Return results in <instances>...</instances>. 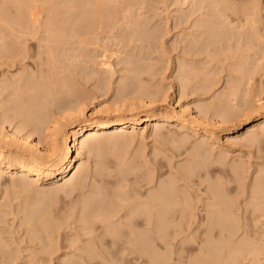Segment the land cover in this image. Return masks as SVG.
Here are the masks:
<instances>
[{
	"label": "bare ground",
	"instance_id": "1",
	"mask_svg": "<svg viewBox=\"0 0 264 264\" xmlns=\"http://www.w3.org/2000/svg\"><path fill=\"white\" fill-rule=\"evenodd\" d=\"M2 1H8V0H2ZM21 1H23V0H21ZM29 1H31V0H29ZM32 1L36 2V4H40V3H37V0H35V1L32 0ZM32 1H31V3H32ZM42 1H45V0H42ZM46 1H48V0H46ZM50 1L51 0H49V2ZM52 1L49 4H51ZM70 1H72V3H73V1H75V0H70ZM70 1L68 0L66 2L67 5H66V3L63 4L65 1H63V3L60 2L64 6L66 5L65 7L63 5L60 6L61 4L57 5V1H55L56 3L53 5L54 6L53 8L56 10L57 7L55 5H57L58 7L60 6V8L64 9V10H59L60 8H58V10L63 11V12H65V10L67 8V11L65 12V14L64 13L63 14L64 15L68 14L67 16H69V14L74 15L73 17L75 18V20H74L73 24L75 22L76 23L81 22L80 21L81 19L79 20L78 16H82L83 14H84V16L88 14L87 16L92 17L91 19L89 18L90 21L87 20L88 21L87 25L91 24V25H89V27H87L89 30L87 29L85 31L86 24H85V27L83 26L84 28L82 27V29H84V30L81 29V31L84 34L83 36L87 35L88 31H90V33L93 35L92 39L88 36L93 41H91V40L86 41L88 43L89 42L92 43V44L91 43L86 44V45H89L90 47H91V45L92 46L96 45V44H94V40H97L96 43H98V39L100 38V37L98 38V36L101 34V31H102V35H103V33L106 29L109 28L108 29V31H109L111 28H113L112 27L113 24L112 23L110 24V22H114V21H110V19L112 20V18H114V17H115L114 19H116V16L121 14L122 9L124 12V8H122L123 6H126L128 4L137 5V4H135L136 1H134V0H82L85 2V4H83L82 1H81V3L79 1L78 2L79 4H77L76 2L78 0H76L74 5ZM243 1H244V3H242ZM243 1L241 0V2H240L239 0H213V2L211 4V6H213L212 8L207 9L208 6L206 8L205 5H204V7L202 5L201 7L196 8V9L193 8L192 11H190L188 13L186 12V15L184 14L183 18L181 17V20L183 19L182 20L183 23H180L181 20L178 21L179 26H180V24L181 25H183V24L189 25L191 23L190 27L188 28L189 30L187 29L188 31H190V29H191V33L190 34L187 33V34H188V36L190 35L189 37H192L193 40L195 41L193 44L196 43V45H200V44L202 45L203 41H205V40L207 41V39L209 41L210 38H213V40L211 39L212 43L219 44L220 46H222L223 42H226V44H229V46L237 47L236 50H238V47H239V50L236 52V54L237 53L239 54L242 51L240 55L237 54L238 57L241 55L242 56L239 57L238 58L239 60L237 59V61H235V62H240V63H236V65L237 64L238 65L237 66L235 65L236 67L234 66L235 68H232V69H234V70L236 69L237 71L239 70L238 72H240V76H241V73H243V69H242L243 65L242 64H244V61L242 60V58L245 59V63H246V59L248 58V56H246V55H248L249 51H250L249 53L253 52V54H254V51L257 52L258 50H260L257 48L258 47L260 48L261 44H262V47L264 46V23H263L264 20L262 19L264 16L260 14L262 12H259V10L261 9L260 5L262 3H260V0L259 1L258 0H243ZM24 2L27 5L29 4V2L28 3L26 2V0H24ZM39 2H40V0H39ZM258 2H259V4H258ZM7 3H9V1ZM31 3L29 4L30 8L32 7ZM45 3H47V4H43V3H41V4H43V6L46 5L47 7L51 6V5L48 6V2H45ZM70 3L72 4L71 6L69 5ZM3 4L5 5L6 3L2 2V4H0V11H1V9H3V8H1V5H2V7L6 6V5L4 6ZM17 4H18V10L14 9L11 4L10 5L12 6L14 11H17V13L19 14V17H21V18L16 17L17 20L18 21L22 20V22H20V21L18 22L17 20L13 19V23L11 25V22H10L9 27L5 23L6 25L5 24L4 25L10 31H8L5 28V26L3 25L4 26L3 29L5 28L8 31V33H6L7 31L4 29L5 33L1 32V34H0L1 35V37H0L1 38V41H0V52H1L0 53L1 54L0 60H1V58L5 59L6 57H7L6 60H8L7 62L5 60H4V62L1 61L4 64L11 62L14 59L15 60L21 59V61L23 62V60H24V59H22L23 56L26 57L28 55L27 54L28 48L26 49L27 46L29 47L28 44H26L27 46L25 47V49H26L25 54H27V55L23 54L20 57L19 53H17V55H19V57H17V56H15L16 55L15 53L13 54V51L15 49V48L13 49V47H16V45L13 46L14 43H12V41L15 42L14 39L19 41L18 43H20L19 39H21V43H22V42H24L23 40L28 38V36L34 37L33 41H36L35 38H37V41L39 42V46L41 47V49H40V47L37 46L38 49H40L39 51L44 50V53L46 52V54H48L50 56L51 60H53L54 62L57 61V57H58V56L55 57V55L59 51L60 47H62V46H60L59 49H57L58 46L56 45L57 46L56 47L54 42L56 44L59 43L60 45H63L64 43H61V42L65 41V45L69 43V46L71 44L70 47H74L77 44L78 48H80L79 46H81V48H83V46L85 45V42H81L82 45L80 44L81 40H79V41L74 40L75 36H76L75 34L72 37H69V36H71L70 34H72L73 32L69 30L68 26H67L68 30L71 33L67 34V35H69L68 36L69 39L67 38V40H66L67 36H65V34L68 31L66 30V32H65L64 31L65 29L63 28L62 25H60V26H62V28H63L62 30L64 32L63 31L61 32V30H60L61 28L59 26L58 27L55 26V23H53L52 19H54L57 22V20H56L57 17H60V15H63V14H61V13H59L60 15L57 14L59 16L55 17L56 19L55 18L50 19V17H47V21L44 22V19L42 20V22H44V25L43 24L39 25V23L41 21L39 23L37 22L39 20V18H37V16H40L41 13H40V11H39L40 14L33 12V10L36 8V6H33V8H32L33 10H32L29 8V6L26 5L25 7L29 8V9H27V12H28V14H27V12L25 13L26 10H24L22 8L23 4L20 2V0H19V3L17 1ZM219 4H221V5H219ZM76 5H77V7H76ZM80 5H82V7ZM83 5H84V9L86 10V12H83L85 10L82 11ZM87 6L90 7V9H87L88 8ZM130 6L132 7L133 5H130ZM7 7H9V5ZM74 7L75 8L79 7L78 9L82 8L81 11L83 13L77 12L78 11L77 9H75L76 10V12H75ZM136 7H138V6H136ZM43 8L44 7H42V5H41V9H42L41 11H43L45 9V8L44 9ZM49 8H48V10H49ZM51 8H52V6H51ZM127 8L128 7H126L125 10ZM54 9L49 10L50 11V14L48 13L49 16H51L52 14L54 16L56 15V13L54 14L51 11ZM120 9H121V11H120ZM205 9L207 11L208 10L213 11V12H211L213 14H210L209 13L210 11H209L208 12L210 14L209 15L205 11ZM48 10L46 9V12ZM58 10H56V11H58ZM4 11H6V10H4ZM7 11H8V9H7ZM68 11H69V13H68ZM72 11H74L75 14H73ZM126 11H128V10H126ZM262 11L264 13V7H263ZM11 12H13V11H11ZM11 12H10V14H11ZM35 12H37L36 9H35ZM118 12H120V14H117ZM130 12H124V13H130ZM6 13H8V12H6ZM6 13H5V16H3L4 14L0 13V20L2 17H4L5 20L10 21V18H9L10 16L7 15L9 18V19H7ZM17 13H16V15H17ZM77 13H78V15H77ZM89 13H90V15H89ZM135 13L136 12L134 11V14L133 13H132L133 15L131 14L132 17L134 15H138ZM137 13H139V12H137ZM42 14H43V12H42ZM115 14H117V15H115ZM29 15L32 19L29 17ZM45 15H47V13ZM122 15H121V17L124 16V15L123 16ZM131 15H130V17H131ZM25 16L26 17L28 16L29 21L32 20L33 22L31 21L32 23H30V22H28V20L26 21ZM43 16L44 15H42V17ZM67 16H66V18H67ZM84 16H83V20L85 21ZM87 16L85 18H88ZM138 16H140V15H138ZM63 17H65V16H63ZM73 17H70L69 19H71ZM76 17H77V19H76ZM130 17L128 19L126 18V20L131 19L130 21L134 22L135 24L137 22H139L137 20V17H136L137 22H135V17H134V20ZM192 18H194L193 21H191ZM209 18H210V20H208ZM58 19H60V18H58ZM177 19H178V17H177ZM212 19H213V21H212ZM45 20H46V18H45ZM64 20H66V19H64ZM77 20H79V21H77ZM118 20H119V18H118ZM123 20L126 23L125 19H123ZM1 21L3 23V20H1ZM209 21L211 22V24L207 25V24H209L208 23ZM115 22L117 24V21H115ZM115 22H114V25H115ZM260 22H261V24H260ZM7 23H9V22H7ZM36 23H38V25ZM62 23L64 24V26L67 25V22L65 24V21ZM118 23H119V21H118ZM134 23H132V26H134L133 25ZM59 24H57V25H59ZM126 24L131 25V23H129V22ZM138 24L139 23L136 24V26H138V27H135L136 30H131V32L133 34L131 36V39H129V42H133V43H138V42L140 43L141 42L143 46L146 44L148 45L150 43L151 38H153V37L156 38L155 35L152 36V34L150 33V32H154V29H149L148 30L149 32H147V31H145L144 28H141V26H140L141 24H139V25ZM117 25H119V24H117ZM0 26H1V23H0ZM69 26H70V24H69ZM179 26H177V27L179 28ZM41 27L43 30H41ZM79 27H81V26H79ZM114 27L117 28L118 26H114ZM1 28H2V26H1ZM74 30L76 31V29H74ZM122 30L123 29H121V31ZM0 31H3V30L0 29ZM81 31H79V32H81ZM111 31H114V30L112 29ZM109 33H110V31H109ZM155 33L156 32H154V34ZM44 34H45V36H43ZM10 35H12V37L13 36L14 37L12 38L13 40L11 42H8L7 39H10L9 38V37H11ZM96 36L98 39H94ZM206 36H208V37L206 38ZM5 37H6L7 41L5 40V42H3ZM107 37L109 38V36H107ZM110 37H111V35H110ZM70 38H71V40H70ZM102 38L99 40H102ZM105 38H106V36L104 37V39ZM159 38H161V36ZM28 40H29V38H28ZM17 41H16V43H17ZM67 41H68V43H67ZM75 41L78 43H76ZM208 41H207V44H208ZM26 42H28V41H26ZM26 42H24V43H26ZM73 42H75L74 43L75 45L73 44ZM255 42L257 43V45ZM258 42H259V45H258ZM6 43H8V46ZM21 43H20V45H22ZM102 43H103V41H102ZM212 43L210 42L208 45H212ZM104 44H106V41L104 42ZM98 45L96 47L101 46V45H99V46ZM236 45H238V46H236ZM67 46L68 45H66V47ZM103 46H105V45H103ZM75 47L77 48V46H75ZM262 47H261L262 52L261 51L259 52L260 54L262 53V55H259V57L261 56L260 57L261 59H259L257 57L259 59V61L257 60L258 62H261V60L264 62V47H263V49H262ZM22 48H23V46H22ZM76 48H75V50H76ZM105 48H103V49L106 50ZM31 49L32 48H30V51H31ZM55 49H57L58 51L56 52ZM72 49L70 48L71 51H73ZM255 49H257V50H255ZM63 50H64V47H63ZM63 50H62L63 54H64V52H66V54H68L67 51H63ZM83 50H84V48H83ZM7 51L8 52L11 51V54L10 55L6 54ZM76 51L79 52L78 49ZM106 51H104V55L109 50L107 52ZM256 52H255V54H256ZM75 53H77V52H75ZM75 53H74V55H75ZM185 53L188 54V52L186 50H185ZM243 53L245 54L244 56L246 58L243 56ZM42 54H43V51L39 52V54H37L36 57H38V55H39V57L41 56L42 58H39L40 61L44 62L45 65L47 64L48 66H45V65L44 66L49 68L50 63L48 64L49 61H47V60H50V58H47V56H45V58H46L45 59L44 56H42ZM84 54L86 55V53H84ZM70 55H72V52ZM85 55H83V57ZM257 55H251L250 54L249 56L251 59L253 57H256ZM13 56H15V57H13ZM61 56H66V55L64 54ZM105 56L107 57L108 54ZM251 56H253V57H251ZM36 57H34V58L36 59ZM9 58L11 59V61ZM59 58H61V57H59ZM94 58L96 59V61H95L92 58V60L95 61L94 63H96L98 65L101 63L102 67L105 66V64H107L106 62H104V60H103V62L101 61L100 63L97 62V58H101V57L97 56V58H96V56H95ZM213 58L214 57H212V60H213ZM43 59H45L47 61V63H45L46 61L45 60L43 61ZM180 59H179V61H180ZM215 59L217 60L218 57L217 58L215 57L214 60ZM253 59L256 60L255 58H253ZM25 60H27V59H25ZM130 60L132 61V59L131 58L129 59V63L131 62ZM181 60H185V59H181ZM254 60L250 61L248 64H251V62H252V64L255 65L256 63H253ZM14 61L11 63L14 64ZM53 61H51L52 66H53ZM65 61H66V59H65ZM58 62L59 61H57V63ZM83 62H85V61H83ZM132 62H131V64H132ZM183 62H185V61H183ZM263 62L260 64L258 63L259 66L257 64V66L260 67L259 68L260 71L263 70V68L261 67L263 65ZM11 63L6 64V65H8V67H11L12 66ZM24 63H25V61H24ZM102 63H104V65ZM182 63L180 61L178 68H180L182 66L185 67ZM37 64H39V63H37ZM59 64L61 65V63H59ZM39 65L41 66V69H40V67H37V69H39L41 71V76H39L41 78L35 77L36 78L35 79L34 77H32L33 79L32 78L30 79V77L27 78L25 76L26 79L19 77L20 79L16 80V78H14V75H13V78L17 82L16 81L13 82L12 80H14V79L11 78L12 80L10 79V82H12V83H9L8 81H9L10 76L8 74L9 78L6 77L7 79L6 78H4V79H6V83H9V84L5 83L6 86H1V87H4V90L1 88L2 89V91H0L1 95L4 93L7 94L9 92L7 89L12 86V89H14V92L16 91L15 92L16 94L14 92H13L14 94L11 93V91H12L11 90L9 92L10 96L16 95L17 102H19V105L21 104L22 107L21 106H20V108L18 107L19 109L17 107H16L17 109L15 107L11 108L12 105H11V102L8 103L9 100L7 102L6 101L4 102L5 106L7 104L11 105V106H9L11 109L9 108L8 112L12 113L15 116V117L11 116L13 118V121H14V119L17 120L18 116H20L18 118V120H20V124L18 123L17 127L16 126H15L16 128L14 127L15 130L13 128L12 133H10V132L8 133V131L5 133L6 130H4V133L2 132L3 130L0 131V133L2 132V134H0V135H1V140L3 141V144H2V141H0V143L2 145H4L3 147H0V194L2 195V196H0V200H1V198H4L5 201L7 198L9 199L10 190H15V192L17 194H19V191H16V189H20V188L22 189V191L20 189V193L24 192L26 190L25 192L27 193V195H29V194H31L30 192H32L30 190H33V188L32 189L30 188V190H29V187H32L33 185L34 186L36 185L37 187L41 186L44 183L50 181L51 179H55V178H59V179L51 182V192H53L55 194H57L58 192H63L62 194L65 195L64 198L66 197V198H70V199L73 196H77L78 194H82V192H84L86 189H88V188L91 189V187H93L92 183H89V186L91 184L90 187L87 186L88 185L87 180L90 177L89 172H91L89 170L90 167L86 166V164H87L86 162L84 163L82 160H80L81 157L85 154V151H87V153H88L87 155L89 158L98 157L101 159L103 157L104 153H106V151H104V150L105 149L108 150L109 145L110 146L112 145L111 144L112 139L114 137L118 138V139H120V138L127 139L128 138V132L127 131L130 128H133V130H134L135 128L143 127L145 124H147L146 129H151V130L155 131V135H157V136L161 135V137H162L163 133L166 131H169V136H170V134H172L174 136L176 134H173L171 132H172V129L174 128L173 124H177L178 127L185 129V130H188V131H191V132H197L198 133V132L202 131L205 136L213 135L211 132L212 130H209L210 128L208 129V128H206V126H203L202 118L205 116L206 113L203 114L202 110L199 111L201 107H198V111L196 113L197 116L193 115L190 107L187 108L188 106L184 107L181 105L179 106L180 110H178V111L173 110L172 113H170V112L161 113V112H157V107L155 106V104H153V102L155 103V101H153V99H152L153 102L151 101V103H150V101L148 104H147V102H144V105H146V106L142 107V108H144V112L141 115L132 113V111H134V109H132V106H134V105H132L130 107V109H132V110L129 111V112H131L129 114L127 112H126L127 114L123 113V111H125V110H123L124 108L122 106V108H123L122 113L123 114L122 113H119V114L114 113L113 116L104 117V118L101 116L100 117L98 116L97 118H93V119L90 117H85L86 106L84 103L86 101H84L85 100V98L83 97L84 95L81 93V91H83V90H80V92H78L80 89L78 86V90H76L77 92H73V88H72L73 93L70 92L71 91V87H70L71 85L69 84V80L73 82V83L70 82L72 84V86L74 84V81L72 79L65 80L67 77L64 78L65 74L63 75V73H62L63 77H60V79L58 77L61 76V74L58 77L56 76L58 73H55V72H52L53 73L52 75L47 74V76H46V74H45V77L47 78L46 79L42 74V72L44 70V69L42 70V64L40 63ZM55 65L56 64L54 63V67H55ZM101 65H100V67H101ZM188 65H189V67H191L190 66L191 63H189ZM232 66H233V64L231 65V67ZM245 66H246V64H245ZM245 66H244V68H245ZM8 67H6V68H8ZM105 67H103L101 70L104 71ZM178 68H177V70H178ZM182 68L180 69L181 73H183V75H185V76L182 77L183 75L180 74L181 77L180 76L178 77L179 80L181 79L180 80L181 83L179 81L180 86H183L185 88V86L187 84H190V82H191L190 80L193 81L194 79H196L194 77L200 78L198 73L194 74L195 70L193 71V69H189V68L188 69L187 68L182 69ZM64 69H65V67H64ZM105 69H107V67ZM247 69L248 68H246V70ZM131 70H129V71L131 72ZM139 70L140 69H138L137 70L138 72H137V71H135V69H133V71L131 73L133 76H135V78H133V79L136 80L137 85L139 84L138 86H140V87H137L136 84H135L136 87H134L135 86L134 80H133L134 83H131V82L129 83V80L131 81L132 79L125 78L126 77L125 76V77H123L125 80L123 78H120L121 79L120 81L125 83L127 80L128 83L127 82L126 83L129 85L125 86L124 83H121L119 81V86L120 87L124 86V89L122 88L120 90L117 88L119 90V92L118 91L117 92L121 93L122 90L125 92L126 91L125 87H127V88L130 87V89L133 87L132 88L133 90L128 89V91H126L127 94L130 90L129 94H133V95L136 94V96H138V95L142 96L143 95L142 97L145 96V97H148V99L150 98L149 100H151V98H153V95H155L154 92H156V90H158V92H159V89H157V87L153 85L154 92L148 91L149 89L152 88L151 87L152 85L150 84L147 86V84H149L148 81L146 82L145 81L146 79L142 78L143 77L142 73H145V72H144V70L143 71L141 70V72ZM180 70L178 72H180ZM236 70L234 72L238 73ZM250 70H252V73L250 72ZM82 71H83V69H82ZM134 71H135V74H134ZM184 71H185V73H184ZM260 71H258V72H260ZM5 72L6 71H4V73ZM48 72H50V70L49 71L47 70V73ZM136 72H137V74H136ZM232 72H233V70H232ZM248 72H250V77H249ZM248 72H247V74H248L247 77H246V72H245L244 75L242 74V78L240 77L241 79L239 78L240 80H238V81H236L234 78L233 79L230 78L231 79V80L229 79L230 81L226 80L225 84L226 85L228 84V86L225 85L226 89L224 88L222 91V92H224L223 93L224 96L223 95H221L222 97L220 96V94L222 93L221 91H220V93L214 92L215 94L212 98L215 97V99H216L217 95L219 94L218 98H220V97L222 99L224 98L227 102L226 101L224 102V100H223V103H222L221 98L219 100L218 99L216 100L217 102L221 100V103L219 102L220 104L217 103L218 106L215 103V101L214 102L212 101L213 103L210 102L209 104H211V105L215 103L214 105L210 106L212 109H215V110H212L210 107H208L212 111L211 115H213L215 113L217 117L224 118V116L226 117L229 114L227 117H231L232 113L235 111V110H231V109H234L236 107V106H233V104H231V103H233L231 101V99L232 100L236 99V101L238 100L237 94H238V92L241 93V91H238V89L240 90L241 89L240 86L244 85L241 82V80H244L246 77L247 79L248 78L249 79L248 80L245 79V84L247 83L246 80L249 81L247 84L250 87L253 86V83L255 84V77H256L258 72L255 71V69H254V73H253V67L249 68ZM32 73H33V71H32ZM85 73H87V70ZM18 74L20 76V73H18ZM18 74L16 76H18ZM22 74H21V77H22ZM39 74H37V75H39ZM72 74H74V73H72ZM95 74L96 73H94V75ZM126 74H128V73H126ZM5 75H7V73L4 74V76ZM25 75H27V74H25ZM81 75H84V74L82 73ZM94 75H90V76L93 77ZM98 75L95 76V79L100 77ZM101 75L103 76L105 74L101 73ZM129 75L132 78L131 74H129ZM209 75L210 74L206 73V76H204L205 78H201V82H202V79H204L203 80L204 83H201V84H203V86L205 88V85H206L205 83H207L206 81L212 80L213 82L208 81L209 85L207 84L206 88L208 89V87H211V89H213L214 87L212 84H215L214 86L216 87L218 82L216 83V81H215L216 79L213 78L214 79L213 80L212 77ZM32 76H34V75H32ZM53 76H54V79L52 78ZM85 76H83V77H85ZM102 76H101V78H102ZM70 77H72V76L69 74L68 78H70ZM87 78H88V76H87ZM207 78H211V79H207ZM22 79H24V80L22 81ZM184 79H186V80H184ZM19 80H20V82H19ZM29 80L30 81L31 80H35V81L37 80V81L36 82L35 81L29 82ZM109 80L110 79H108V81H106L107 82L106 87L109 84ZM21 81L25 82V84L22 83ZM84 81H86V79H84ZM97 81H100V79H97ZM104 81H105V79H104ZM214 81H215V83H214ZM231 81H232V83H230ZM234 81L236 82V85L234 84L235 83ZM1 82L3 83V84L1 83L2 85H5L3 81H1ZM32 82H35V83H32ZM62 82H65V83H62ZM143 82H146V83H143ZM14 83L16 86L15 85L13 86ZM20 83L23 84V85L21 84V86H22L21 88H20V86H18V85H20ZM111 83H113V82H111ZM229 83H230V85L231 84L232 85L230 86ZM237 83H239L241 85H238ZM122 84H124V85H122ZM141 84L145 87H143ZM237 85L239 86V88ZM23 86H24V88H23ZM104 86H102V88ZM249 86H247V90L245 89L246 88V86H245L244 89L246 92L244 91L242 93H246V96L251 98L252 95L249 96V92H248L250 90ZM64 87H65V89H64ZM97 87H95V88H97ZM106 87H104V88L106 89ZM109 87H111V84H110V86L107 87V89ZM199 87L202 88V85H200ZM248 87H249V89H248ZM136 88H137V90H136ZM146 88H148V90ZM155 88H156V90H155ZM227 88L229 91L227 90ZM60 89L62 90V92L59 91ZM63 89H64V92H63ZM211 89L209 88L208 91H210ZM242 89H243V87H242ZM9 90H10V88H9ZM65 91L70 93V95L67 93H66L67 94L66 95ZM74 91H75V89H74ZM123 91H122V93H123ZM211 91H213V90H211ZM226 91H228V92H226ZM57 92L58 93H64V96H67V97H64L62 94H60L63 96V98H62V96H59V94L57 95ZM206 93H208V92L206 91ZM22 94L24 97H22ZM124 94L121 96L123 97ZM210 94H211V92H210ZM27 95L31 96V97H29L30 99L28 98ZM118 95L119 94H117V97H120ZM225 95H228V96H226V98H228L229 100H227L225 98ZM6 96L8 97L9 94ZM12 96H11V98H9V97L8 98L12 99ZM129 96H132V95H129ZM7 97L5 98V100L8 99ZM123 98H125V97H123ZM14 99H16V98L14 97ZM20 99H21V103H20ZM135 99H138V98H134V100ZM215 99H213V100H215ZM119 100H116V101H119ZM249 100H251V99H249ZM10 101H13V100H10ZM62 101H65V102H62ZM122 101H123V99H122ZM122 101L120 100V102H122ZM131 101L130 102L133 104L134 103L133 99ZM230 101H231V103H230ZM245 101H246V105L247 104L249 105V103H251L250 101H249V103H247L248 100H245ZM17 102H15V103H17ZM59 102H61V103L59 104ZM120 102H118V103H120ZM130 102H129V104L125 103V105L126 106L130 105L131 104ZM140 102L141 101H139L138 103L140 104ZM53 103L54 104L58 103V104H56L54 106V105H52ZM142 103L143 102H141V104ZM12 104H14V102H12ZM50 105H52L56 110L53 109V107ZM115 105H114V107H115ZM119 105L120 104H118L117 107ZM215 105L217 106V109H219V110H216V108H214V107H216ZM250 105H251V107L254 106V105H252V103ZM17 106H18V104H17ZM111 107H113V106H111ZM5 108H3L4 111H5ZM206 108H207V105H206ZM208 108H207L206 112H210ZM229 108H231V109H229ZM13 109L16 111L18 110V111L16 112ZM116 109L117 108H115V110ZM120 109H121V105H120L118 112H120ZM0 110H1V107H0ZM108 110H111V109H108ZM227 110L228 111L231 110L232 113L230 111L228 113ZM224 111L227 112L228 114L224 113ZM6 112H7V110H6ZM19 112L20 113L22 112V113L19 115ZM108 112H110V111H108ZM112 113L113 112H111V114ZM230 113H231V115H230ZM0 114H1V112H0ZM16 114H17V116H16ZM215 114H214V116H215ZM222 114L223 115L225 114V115L221 116ZM3 115H5V114H3ZM258 117H259V119L257 120L258 123L252 127H249L246 130L245 134L247 135V137L248 136L250 137L248 139L249 143H251L252 145L262 146V145H264V113L260 114ZM4 118H8V119H6V120H9L8 123H10L12 121V120L10 121V119H12L10 117L4 116ZM69 119H72V121L75 120V123L73 124L72 128L67 130V128L65 127V129H63L62 121L64 120L63 124H65V121L69 120ZM13 121L11 122V124L14 123ZM6 122H4L2 119V123L5 124ZM4 124H2V126ZM180 128H178V129H180ZM255 128H258V131H259L258 134H255V131H256ZM3 129H5V128L3 127ZM27 129L29 131L28 132L29 134L27 133L28 135L23 133L24 130L26 131ZM167 133H166V135H168ZM169 136L166 137L167 141H169V139L172 138L173 140H171V141L173 142L176 139L174 142L178 144L179 148L184 146L185 144H187V142L189 141V140H187L189 137L188 138L186 137L187 139H185V138H182L183 137L182 136L181 137L182 139H180V137L176 138L177 136H175V139H174L173 136H170L171 138H169ZM230 139H232V138H228L229 143H230ZM231 141H233V140H231ZM115 142L113 143V145H116ZM72 143H73V146H71ZM111 147H113V146H111ZM195 147L197 149V150L196 149L193 150V151L197 152V154H195V156L197 155L198 160L200 162L203 161L202 162L203 164H201L197 160L199 163V165H198L199 167H197V162H194L195 161L194 160L193 162L195 164L192 163L194 165V168H186L187 170L184 169L183 171H181V170L178 171L179 173L176 172V175L178 176V174H179L181 179L184 181L183 190L180 188L173 189V186H171L173 184L169 183L168 181L159 180V181H161V183H160L159 187L157 188V190L152 192V191L147 189L149 191L148 192L149 194L146 196L144 194V192L141 191L144 188L142 187V189H140V186L142 184H140L139 182H141L142 176H140L141 172L139 170V167H140V165H138L139 163L135 164V162H134L133 164H135V165H133V166H136V168H132V169L130 167L132 165H127L128 167L125 166L126 169H129V170H126L125 168H123V166L126 165V162H128V160L124 161L125 159L123 158L124 159L123 160L121 158L122 162H120V158H118L119 162L115 161V163H117L118 167L111 165L112 168L108 167V170H106L107 165L103 166L105 164V162L102 160L104 158H102L101 160L104 162L103 165L99 164L100 162L102 163V161H98L99 163H96L97 167H95V170L93 171V169H91L93 171V174L95 172L94 177L92 178L93 175H91L92 180H89V181H91V182L94 181L95 182L94 184H97V186L100 184V182H102V184L110 185V187H111V185L114 186V184H115L116 187H114V188L112 187V190H109V188L107 189V188H105V186H103L101 184L98 187H95L96 186L95 185L94 186L95 188L93 187L94 189H92L93 191L91 190L92 193L85 192V194L83 193V195H81L82 197L80 195H78V196H80V198L78 197L79 200L84 197L80 201L77 199L78 202L80 203V205H78L79 211L80 212L82 211V216H81V220H80L82 222H79V219H80L79 216H78L79 217L78 221L76 219L73 220L72 217H74V215H73L74 213L71 214V211H70L71 209L69 211L68 210L66 211V214H67L66 217H65V213H64L65 211L62 212V214L64 213L62 216L66 219H63L62 216H60L61 219L59 220V218H56L52 212L53 202H52V206L49 207L51 202L48 203L49 204L48 205L47 202H45V201L41 202L42 200H40V202L43 204V209L45 208L46 205H48L44 209L46 211L43 213L44 210L43 211L40 210V209H42V208H40V207H42V204L40 203L41 205L37 206V208H40L38 210L35 206L36 205V203H35L34 206L37 210L35 209L34 211L35 212L37 211L36 213H38V212L41 213V211H42L41 215H39V216H42L40 218H38L39 216L35 212H33V213H35V215H37L38 217H35V215L32 213V209H30L28 207V206H31V205H28L29 204L28 201L26 202V204L28 206L27 205L26 206L29 208V209L27 208L29 211V214H28L27 209H25L26 207H23V205H22L23 209L25 211H27V212H25L23 209H22L23 211L21 210V212L25 213L24 214L25 217L28 216L25 220L28 223L29 222L31 223V221H32L31 224L29 223L28 225L27 224L26 225L29 226L30 228L32 227L33 230L36 229L35 227H38L39 225H41L42 227H41L40 231L41 230L44 231V230H48L47 226L49 227L50 224H52V226H53V227L51 226V228H55L54 227V224H55V226H57L56 227V229H57L59 226L61 227L62 224L65 226L67 218L70 217L68 212H70V214L73 215L71 217V220H73L74 222L77 221L78 223H81V224L83 223L82 225H85L84 227L81 225L82 226L81 227L82 232L85 233L84 234L85 237L88 234L91 236L92 239L90 238V240H92L91 243L93 246L89 245L90 244L89 239H88L87 243H88L90 248L92 247V250L90 248H89V250H88V248H86V251H85V248H83L85 251V254L83 255L84 251L81 248L82 246L81 247L79 246L80 248L78 247L80 249V252L78 249L73 247L74 250L75 251L77 250L78 253H81V251H82V254H80V255H82L80 257L81 259H76V257L79 258V256H76L78 253L75 254V257L72 256L73 258L69 257V259H67L66 255H65L64 258L62 256V259H65V261L63 262V260H62L63 263H61V264H264V176H263L264 170H259L260 172L263 171L262 173L257 171L254 174V175H256V177L253 176V180L250 183V185L248 186V188L243 187L244 189H242L241 192H240V188H238L237 189L238 192H237V190L235 188H230L228 186V182H230V184H231V181H228L229 177L236 180L240 176H243V174H244L243 170L245 171V169H242L238 163H237L238 165H236V163H234V164L232 163L233 165L226 167V164L223 163L224 161L222 162V160L226 159V158L219 157V159L216 158L217 160H214V162L211 161L212 159L210 160L211 164L213 166L215 165V167H216L213 169L211 168L212 169L211 170L210 169V167H211L210 162H208L207 159H205L206 157H204L206 155L199 153V152H201V150L198 149V148H200V145H196ZM74 152L77 153V155L75 157H74ZM198 153H199V155H198ZM199 156H201V157H199ZM47 158L50 159V161ZM202 158H203V160L201 161ZM220 158H221V160H220ZM45 159H47L48 161H45ZM107 161L108 160H106V162ZM108 162H107V164H111ZM123 162H125V164ZM189 162H191V160ZM205 164L207 165L206 168H204L206 166ZM193 165H192V167H193ZM201 165H204V166L201 167ZM102 166H103V168H102ZM137 166H139V167L137 168ZM100 167L103 170L105 167L106 168L103 171V170H101ZM120 167H121V170H120ZM117 168L119 171L117 170ZM199 168L204 169L205 171L204 170L203 171L205 173L202 170L199 171ZM110 169H113V170L110 171ZM87 170H89V172ZM100 170H101V172H100ZM113 171H117V172H115L116 173L115 175L113 174L114 173ZM151 172L154 173V171H151ZM201 173L204 175H200ZM155 174H156V172H155ZM129 175H133L136 180L140 179L138 183L136 181L135 184H137V185H136V187L134 186V188L130 187L133 184L129 185L130 183L128 182V178L131 177V176L129 177ZM158 176L159 175H157V177ZM195 176L196 177H202V178L205 177V179L208 181L209 184L207 183L208 186H207L206 193L203 194L204 196L206 195V197H204L202 194H200L201 196L198 195L197 199H196L197 206L194 207L193 206L194 201L192 202V200H191V199H193L192 198L193 195L190 193V189H191V183L190 182L193 181V178ZM243 177L239 178L240 181L236 180L235 182H237V184L239 183L238 185H241L242 183H240V182H243V181H241V179L244 180ZM155 179L153 180V178H152L151 180L155 181ZM174 179H175V176H174ZM233 179H232V182H234ZM151 180H150V182H151ZM212 180H214V181H212ZM211 181L214 184L211 183ZM142 182H144V181H142ZM148 182H147V185L150 184V182L149 183ZM172 183H173V180H172ZM242 185L239 187H242ZM86 186H87V188H86ZM24 187H26L27 189L26 188L24 189ZM246 188H247V191H245ZM152 189H153V186H152ZM234 189L236 192H234ZM47 192H49V191H47ZM88 192H90V191H88ZM239 192L241 195L240 197H239V195H238V197L236 196V194L234 195V193H239ZM13 193L14 192L10 193L11 197H14L15 193L12 196ZM7 195H9V196L6 197ZM29 196L31 197V195H29ZM234 196H236L238 199H236ZM15 197H18V196L15 195ZM32 198L33 197H31V199ZM45 199H47V198H44V200ZM32 200H31V203H32ZM36 200H38V197H36ZM51 200H55V199L53 198ZM190 200L192 203L190 202ZM57 201H58V199H57ZM44 202L46 203V205ZM1 203H0L1 204L0 205L1 206L0 214L1 213L6 214L7 212L5 213L3 206L8 205L7 203H9V202L7 201V202H1ZM54 203H55V201H54ZM38 204H39V200H38ZM75 204L77 205L78 203L76 202ZM199 204H202L201 209H200V207H198ZM70 206H71V204H70ZM11 207L12 206H10V208ZM47 207H49L50 211H49V209L47 210ZM78 207H77V209H78ZM7 208H9V207H7ZM67 208H68V206H67ZM15 209H18V208H14V210ZM75 209H73V210L75 211ZM1 210H3L4 212ZM47 211H48V213H46ZM12 212H14V211H12ZM80 212H79V214H80ZM26 213L28 215H26ZM50 213H51V215H50ZM18 214H19V212H18ZM30 215L32 216V218L30 217ZM48 216L51 217L52 221H51V219L48 220L49 219V218H47ZM7 217H8V215H7ZM25 217H23V218H25ZM53 217L56 220V221H54V224H53V220H54ZM35 218H37L39 221V224L37 226H35L37 223V221H36L37 219L35 220ZM41 219L44 221L42 222ZM57 219L60 222L62 221L63 223L60 224ZM0 220H1V217H0ZM71 220L68 219L67 221L70 222ZM26 221H24V222H26ZM74 222L71 221V223H74ZM195 222H197L198 226L196 228H194L193 231H195V230L197 231L199 228L203 227L204 229L202 231V234L204 235V239H202V240L200 239L202 242L200 243V245H198L199 250L201 247V250L199 252H197L198 256H196V253L193 252L194 257L190 258L191 256L189 257V255H190V252L192 251V249L187 247V242L189 240V241L194 243L195 238H193L194 235H192V237H189L191 235L190 233H189L190 235L186 236V233L188 234V232H191L193 225L196 224ZM41 223L44 225H42ZM58 223H59V225H58ZM43 226H44V228H43ZM70 227H72V226H70ZM86 227H87L88 233H86L87 231H85ZM38 228H40V226ZM83 228H85V229H83ZM33 230H32V236L34 237V235H37V237L36 236L34 237V238H36L35 240L37 242H39L40 244L42 243L43 246H44V243L47 246V247L46 246L44 247V249H45L44 253L46 252V255L44 253H42L44 249H41V247H40L41 251L38 250L39 253L37 252L36 256H37V254L40 255L41 253H42L41 256L42 255L48 256L50 254L53 255V253L56 250V247H55V244L53 241L54 239L52 238V236L55 233L54 234H52V233L55 232L54 231L55 229H52V232H50L51 237H50L48 232H47L48 233L47 234V233L41 231L42 234H45V235L47 234L48 235V236H46L47 240L50 239L53 243H51L50 240H49L50 241V243H49V241L46 240V237L41 238L40 237V236H42L41 234H39L40 236L38 237V234H35L33 232ZM89 230L92 231V234H90L91 232ZM38 231H39V229H38ZM38 231H35V232L39 233ZM59 233H60V231H59ZM79 235H80V233H79ZM203 235H201V236L203 237ZM56 236H57V234H56ZM33 237H32V239H33ZM53 237H55V235ZM58 237H57V239H58ZM202 237H200V238H202ZM38 238H40L42 241H39ZM76 238H77V240H79L78 237H76ZM43 239L45 242L43 241ZM0 241H1V238H0ZM30 241L32 242L33 240H30ZM81 241H77V242H79V245H80ZM2 243H3V240H2ZM47 243L49 244V246L47 245ZM69 244H70V242H69ZM6 245H5V248H6ZM42 245H40V246H42ZM74 245H75V243L73 244V246ZM77 245L78 244L76 243L75 246H77ZM88 245H85V246L88 247ZM58 247H60V246H58ZM2 249H3V247H2ZM2 249H0V250H2ZM7 250H8V248H7ZM57 250H59V249L57 248ZM2 251L4 252V255H5L6 249H5V251L4 250H2ZM28 251H30V250H28ZM8 252H10V251H8ZM32 252H34V251H32ZM49 252H50V254H49ZM184 252L185 253L189 252L188 257L184 256L185 255ZM29 254H30L29 256L31 258L32 254L31 253H29ZM33 255H34V253H33ZM70 255H72V253ZM17 256H19V255H17ZM192 256H193V254H192ZM50 257H51V255L49 256V258ZM8 258H9V255H8ZM17 258H19V257H17ZM30 258H29V260H31ZM34 258H35V255H34ZM58 258H56V259H58ZM6 259H4V260H6ZM26 259H27V257L24 260H26ZM37 260L40 261L42 259H37ZM48 260H47V262H48ZM7 261H9V259H7ZM14 261L15 260H13V263H14ZM18 261H20V259H18ZM32 261H35V260L32 259ZM32 261H30V262H32ZM53 261L55 262V259ZM30 262H28V263H30ZM42 262H44V259L42 260ZM33 263H30V264H33ZM50 263H52V262H50ZM37 264H39V263H37Z\"/></svg>",
	"mask_w": 264,
	"mask_h": 264
},
{
	"label": "rangeland",
	"instance_id": "2",
	"mask_svg": "<svg viewBox=\"0 0 264 264\" xmlns=\"http://www.w3.org/2000/svg\"><path fill=\"white\" fill-rule=\"evenodd\" d=\"M9 1V3H7ZM8 1H2V0H0V4H2V2L3 3H6L4 6L5 7H2V5H1V8H3V9H1V11H0V13L1 14H4L3 16H5V13L6 12H8V13H6V18L7 19H9L10 18V21L9 20H5L4 19V17H2L1 18V20H3V23H2V21L0 20V23H1V26H2V28H1V26H0V29H2L3 31H0V34H1V32L3 33L4 32V29L6 28V24H7V26L9 27V24H10V22H11V25H12V23H13V19L14 20H17V18H21V17H19V14L17 13V11H14L13 10V8L14 9H16V10H18V4H17V1H18V3H19V0H8ZM32 1V0H31ZM31 1H29V0H26V2L28 3L29 2V4L31 3ZM35 1V0H34ZM52 1V0H51ZM50 1V2H51ZM55 1H57V5H59V4H61L60 6H62L63 4H65L68 0H53L52 1V3L51 4H49L50 2H49V0L48 1H42V0H40V2H39V0H37V3H40V4H36V2H33L32 1V3H31V8H30V5L28 4H26L25 2H24V0L23 1H21L20 0V2L23 4V9L24 10H26L25 11V13L27 12V9H32L33 8V6H36V11L37 12H35V9L33 10V12L34 13H39V11H40V13L42 14V12H43V14L42 15H44L43 17H42V15L40 14V16H37V18H39V20L37 21L38 23L41 21L42 22V20L44 19V22L45 21H47V17H50V19L51 18H55V17H57V16H59L60 14L59 13H61V14H65V12L67 11V8H66V10H65V12H63V11H59V10H64V9H61L60 8V6L58 7L57 5H55L57 8H56V10H58V8H60L58 11H56L53 7V5L56 3ZM63 1H65L64 3H63ZM70 1V0H69ZM76 1V0H75ZM75 1H73V3H72V1H70L73 5H74V3H75ZM80 1V3H81V1L82 0H78L76 3L77 4H79L78 2ZM134 1H136V3L135 4H137V5H134V4H128V5H126V6H123L122 8H124V12H132L133 14H134V11L136 12L135 14H138V15H140V16H138V15H134L133 17H132V13L130 12V13H124L123 12V9H122V11H121V9H120V11H121V14H120V12H118L117 14H120V15H117V14H115V15H117L116 16V19H114V18H112V20L110 19V21H117V24H119V25H117L116 24V22H115V25H114V22H110V24L112 23L113 24V28H111L109 31H110V33H109V31H108V29H106L105 31H104V33H103V35H102V31H101V34L98 36V38L99 39H101L102 37V40H99L98 38H97V36L94 38V39H98V43H96V41L97 40H94V44H96V45H91V47L89 46V45H86V44H90L91 42H86V41H88V40H91L92 38H93V35L90 33V31H88L87 33V35H85V36H83L84 34H83V32L81 31V29H82V27L84 26L85 27V24H86V28H85V31L88 29L87 27H89V25H91V24H89V25H87V22L88 21H90V19L92 18L91 16L89 17V16H87V15H85L84 16V14L82 15V16H78L79 17V20L81 21V22H75L74 24H73V22H74V20H75V18L73 17L74 15H72V14H69V16L70 17H73V18H71V19H69L70 17L69 16H67V15H60V17H57V22L54 20V19H52V21H53V23H55V26L56 27H60L61 29V32L63 31L62 29L64 28L65 30V32H66V30L68 31V32H66V34H65V36H67L66 37V40H67V38L69 39V37H72L74 34L76 35L75 36V39L74 40H77V41H79V40H81L80 41V44L82 45V43L81 42H85V45L83 46V48H84V50H83V48H81V46H79L80 48H78V45L76 44H74L75 42H73V44L75 45V46H77V48L74 46V47H70L71 46V44H70V46H69V43H68V41H67V43L68 44H66V45H68L67 47H66V45H65V41H63V42H61V43H64L63 45H60L59 43L58 44H56L55 42H54V44H55V46L57 47V49H59V47L60 46H62V47H60V49H59V51L57 50V49H55V51L57 52V54L55 55V57L56 56H58L57 57V61H59L58 63H57V61L56 62H54L53 60H51V58H50V56L48 55V54H46V52L44 53V50H41V51H39L40 49H41V47L39 46V42L37 41V38H35V40L36 41H33V39H34V37H31V36H28V38H29V40H28V38H26L25 40L26 41H28V42H26L25 40H23L24 42H26V43H24V42H22L21 43V39H19L20 40V43L22 44V45H20V43H18L19 41H17L16 39H14L15 40V42H13L12 40V38L14 37H12V35H10L11 37H9L10 39H7L8 40V42H11L12 41V43H14V45L13 46H15L16 45V47H13L12 45V47H13V49H14V51H13V54L15 53L16 55L15 56H17V57H19V55H20V57L24 54V55H27L26 57L25 56H23V58L22 59H24L23 60V62L21 61V59L20 60H15L14 58V60L16 61H14L13 59V61H14V64L13 63H11V62H13V61H11V59H10V61L11 62H8V63H6V64H9V63H11L12 64V66L11 67H8V65H6V64H4L3 62H4V60L7 62L8 60H6L7 59V57L4 59H2L1 58V60H0V89L2 88L3 90H4V87H1V86H6V84H9V83H12V82H10V79L12 78V79H14V78H16V80L17 79H20V78H24V79H26L25 78V76L28 78V77H30V79L32 78V77H39V76H41V71L39 70V69H37V67H40V69H41V66L39 65L40 63L42 64V70H43V72H42V74H43V76L45 77V74H46V76H47V74L48 75H52L53 73L52 72H55V73H58L56 76L58 77L60 74H61V76H59L58 78L60 79V77H63L62 76V73H63V75L65 76L64 78H68L69 77V74L72 76V77H70V78H66L65 80H69V79H72L73 81H74V84H73V86H72V84L70 83V82H72V81H70L69 80V84L71 85L70 87H71V91L70 92H72V88H73V92H77L76 90H78V86H79V91L78 92H80V90H83V91H81V93L84 95L83 97L85 98V100L84 101H86L84 104H85V106H86V112H85V117H90V118H97L98 116L100 117H109V116H113V114L115 113V114H119V113H122V111L123 110H125V111H123V113L124 114H129V113H131V112H129V111H131L132 109H134V111H132V113H134V114H139V115H141V114H143V112H144V108H142V107H145L146 105H144V102H147V104L149 103V101H150V103H151V101H152V99H153V101H155V103L153 102V104H155V106L157 107V112H161V113H165V112H170V113H172V111L173 110H175V111H178V110H180L179 108V106L181 105V106H188L187 108H191V112L193 113V115L194 116H197V111H198V107H201L200 108V110L199 111H201L202 110V112H203V114L204 113H206L205 114V116L202 118V123H203V126H206V128H210L209 130H212L211 132H212V134L213 135H211V136H205L204 135V133L202 132V131H200V132H191V131H188V130H185V129H182V128H180V127H178L177 126V124H173V126H174V128L172 129V132L171 133H173V134H176V135H172V134H170V136H173L174 137V139H175V136H177L176 138H179L180 137V139H182V138H185V139H187L188 137V139L187 140H189L188 142H187V144H185L184 146H182V147H180L179 148V146H178V144L177 143H175L174 141L176 140H174L173 142L171 141V140H173L170 136H169V131H166V132H164L163 133V135H162V137H161V135L160 136H157V135H155V131H153V130H151V129H146V127H147V124H145L143 127H139V128H135L134 130H133V128H130V129H128V138L127 139H122V138H120V139H118V138H113L112 139V142H111V146H113V147H111L110 145H109V148H108V150L107 149H105L104 151H106V153H104V155H103V157L102 158H104V159H102L104 162H105V164L103 165V161L100 159V158H98V157H91V158H89L88 157V153H87V151H85V154L81 157V159L80 160H82L84 163L86 162L87 164H86V166L87 167H90V171L91 172H89V170H87L88 172H89V179L87 180V182H88V185L87 186H89V183H92V185H93V187L95 186V187H98L100 184L101 185H103V186H105V188H109V190H112V187L114 188V187H116L115 186V184H114V186L113 185H111V187H110V185H104V184H102V182H100V184L97 186V184H94L95 182L93 181V182H91V181H89V180H92V178L94 177V174H95V172H94V174H93V171L95 170V167H97L96 166V163H99L98 161H102V163L100 162L99 164H102L103 166H105V165H107L106 167H107V169L106 170H108V167L110 168H112V166H116V167H118V165H117V163H115V161H117V162H119V159L118 158H120V162H122V159L124 160V161H127L128 160V162H126V165H124L125 164V162H123L122 164L124 165H122L123 166V168H125L126 169V167H128L127 165H132V166H130L131 167V169L132 168H136V166H133V165H135L136 163L138 164V165H140V167L139 166H137V168L139 167V170H140V176H142V180H141V182H139V180L140 179H138V180H136L135 178H134V176L133 175H129V177L130 178H128V182L130 183L129 185H131V184H133L132 186H130V187H133L134 188V186L136 187V185L137 184H135L136 183V181H137V183L139 182L140 184H142L141 186H140V189H142V187L144 188V189H142L141 191H143L144 192V194L147 196L149 193V191L148 190H150V191H152V192H154L155 190H157V188L159 187V185H160V183H161V181H159V180H164V181H168L169 183H171V184H173V185H171V186H173V189H177V188H180V189H182L183 190V188H184V186H183V183H184V181L181 179V177H180V175L178 174V176L176 175V172L177 173H179L178 171H183L184 169L185 170H187L186 168H194V165L192 164V163H194V162H197V167H199L198 165H199V163H198V158H197V155L195 156V154H197V152H195V151H193L194 149H196V145H200V148H198V149H200L201 150V152H199V153H202L203 155H206V156H204V157H206L205 159H207V161L208 162H210V160L211 161H213L214 162V160H217V159H219V157H221V158H226V159H223L222 160V162L223 163H225L226 164V167H229V166H231V165H233L234 163H236V165H238L239 164V166H241V168L242 169H245V171L243 170V172H244V174H243V176H240V177H243V179L244 180H242L241 179V181H243V182H240V183H242L241 185H242V187H239V186H241V185H238L237 184V182H235L236 180H238V181H240L239 180V178L238 179H233V178H231V177H229V180L228 181H231V184H230V182H228V186L230 187V188H235L236 190L238 189V188H240V192H241V190L242 189H244L245 187H247L248 188V186L250 185V183L252 182V180H253V176H255L256 177V175H254L257 171L258 172H260L259 170H264V145H262V146H258V145H252L251 143H249L248 142V139L250 138L249 136L247 137V135L245 134V132H246V130L249 128V127H252V126H254V125H256L258 122H257V120L259 119V115L260 114H263L264 113V62L261 60V62H258L259 61V59H261L260 57H259V55H262V53L260 54L259 52L261 51L262 52V50H261V47H262V44H261V47L259 48H257V49H260V50H258L257 52L256 51H254V54H253V52L252 53H249L248 52V55H246V56H248V58L250 59V54L251 55H257L256 57H253V56H251V57H253V58H257L256 60H254L253 58H251L250 60L247 58L246 59V63H245V59H243L242 58V60L244 61V64H242L243 66V73H241V76H240V72H238L236 69V71L239 73H236V72H234L235 70L234 69H232V68H235L237 65H236V63H240V62H235V61H237V59L239 58V57H241V56H239L238 57V55H240L241 54V52L237 55L236 54V52L239 50V47H238V50H236L237 49V47H235V46H229V44H226V42H223L222 43V46H220L219 44H216V43H212V41H211V39L213 40V38H210L209 39V41L212 43V45H208L210 42L208 41V39H207V41H208V44H207V41L205 40V41H203V43H202V45L200 44V45H196V43L195 44H193L195 41L193 40V38L192 37H189L188 36V34H190L191 33V29H190V31H188L189 29V27H190V25H191V23L189 24V25H187V24H183V25H181L180 24V26H179V22L178 21H180L181 20V17L183 18L184 17V14L186 15V12L188 13V12H190V11H192L193 10V8L194 9H196V8H199V7H201L202 5H203V7H204V5L206 6V8H207V6H208V8L207 9H210V8H212L213 6H211V4H212V2H213V0H134ZM240 2H241V0H239ZM243 1V0H242ZM259 1V0H258ZM45 2H48V6L49 5H51L52 6V8H51V6H49V7H47L46 5H44L43 6V4H47V3H45ZM59 2V3H58ZM60 2H62V3H60ZM41 3H43V4H41ZM69 4L70 6L72 5V4ZM82 3L83 4H85V2L84 1H82ZM242 3H244V1L242 2ZM241 3V4H242ZM260 3H262L261 5H260V10H259V12H262V13H260L261 15H263L264 16V13H263V7H264V0H260ZM9 5V7H7L8 5ZM13 6V8H12V6ZM36 4V5H35ZM214 4V3H213ZM258 4H259V2H258ZM17 5V6H16ZM29 6V8H26L25 6ZM39 5V6H38ZM41 5H42V7H44L43 9V11H41L42 9H41ZM66 5H67V3H66ZM65 5V6H66ZM68 5V6H69ZM130 5H133L132 7L130 6ZM219 5H221V4H219ZM64 6V5H63ZM64 6V7H65ZM79 6V5H78ZM81 7H82V5H80ZM91 6V5H90ZM136 6H138V7H136ZM11 7V8H10ZM38 7V8H37ZM63 7V8H64ZM76 7H77V5H76ZM80 7V8H81ZM88 7V6H87ZM92 7V6H91ZM126 7H130L129 9L127 8L126 10H128V11H126L125 10V8ZM40 8V9H39ZM48 8H49V10L50 9H54V10H51L54 14L56 13V15L54 16L53 14V16L51 17V16H49L48 15V13L50 14V11L48 10ZM79 8V7H78ZM78 8H75L74 7V11L76 12V10L75 9H77L78 11L77 12H82L83 10H85L84 9V5H83V9H82V11H81V9H78ZM133 10H132V9ZM139 8V9H138ZM7 9H8V11H7ZM38 9V10H37ZM46 9L48 10L47 12H46ZM87 9H90V7H88ZM4 10H6V11H4ZM138 10V11H137ZM140 10V11H139ZM11 11H13V12H11ZM74 11H72V13L73 14H75V12ZM89 11V10H88ZM87 11V12H88ZM205 11L208 13L209 11V13L210 14H213V13H211V12H213V11H211V10H206L205 9ZM5 12V13H4ZM10 12H11V14H10ZM17 13V15H16V13ZM47 13V15H45L46 13ZM58 12V13H57ZM83 12H86V10L85 11H83ZM82 12V13H83ZM123 12V13H122ZM137 12H139V13H137ZM68 13H69V11H68ZM71 13V12H70ZM208 13V14H209ZM27 14H28V12H27ZM57 14H59V15H57ZM86 14V13H85ZM124 16H123V15ZM127 14V15H126ZM129 14V15H128ZM132 14V15H131ZM209 14V15H210ZM7 15H9L10 17L8 18V16ZM16 15V16H15ZM77 15H78V13H77ZM89 15H90V13H89ZM121 15L124 17H121ZM126 15V16H125ZM130 15H131V17H130ZM183 15V16H182ZM12 16V17H11ZM63 16H65V17H63ZM66 16H67V18H66ZM83 16H84V19H85V21L83 20ZM88 17V18H85V17ZM130 17V18H132L133 20H134V17H135V22H137V20L139 21V22H137V23H139V24H141L140 26H141V28H144L145 29V31H147V32H149L148 30L149 29H154V32H156L155 34H154V32H150L151 34H152V36L153 35H155V37L156 38H151L150 39V45L148 44H146V45H142V43L140 42H138V43H133V42H129V39H131V36H132V32H131V30H136V28L135 27H138V26H136V24L134 23V22H132V21H130V20H126V18L127 17ZM208 16V15H207ZM17 17V18H16ZM29 17H30V15H29ZM64 19H66V20H64ZM69 17V18H68ZM128 17V18H129ZM136 17H137V20H136ZM177 17H178V19H177ZM180 17V18H179ZM262 17V16H261ZM25 20L27 21L28 20V22H30V23H32L31 21H29V18H28V16L26 17L25 16ZM45 18H46V20H45ZM58 18H60V19H58ZM90 18V19H89ZM118 18H119V20H118ZM127 18V19H128ZM62 19V20H61ZM76 19H77V17H76ZM114 19V20H113ZM122 21H121V20ZM123 19H125V21H126V23H131V25L129 24H126L125 22H124V20ZM193 19L194 18H192L191 19V21H193ZM263 20H264V17L262 18ZM261 19V20H262ZM5 20V21H4ZM60 20V21H59ZM79 20H77V21H79ZM88 20V21H87ZM183 20V19H182ZM181 20V22L180 23H183V21ZM208 20H210V18L208 19ZM9 22V23H7V22ZM18 21V20H17ZM20 21V20H19ZM18 21V22H19ZM24 21V20H23ZM65 21V24H66V22H67V25H65L64 26V24L62 23V22H64ZM92 21V20H91ZM118 21H119V23H118ZM212 21H213V19H212ZM16 22V21H15ZM20 22H22V20L20 21ZM39 23V25L41 24H43L44 25V22H42V23ZM60 24H59V23ZM6 23V24H5ZM38 23H36L37 25H38ZM81 23V24H80ZM132 23H134L133 25L134 26H132ZM178 23V24H177ZM209 24H207V25H210L211 24V22L209 21L208 22ZM264 23V22H263ZM5 24V25H4ZM57 24H59V25H57ZM69 24H70V26H69ZM73 24V25H72ZM138 24V25H139ZM177 24V25H176ZM260 24H261V22H260ZM5 26V28L3 29V27ZM60 25H62L63 26V28H62V26H60ZM72 25V26H71ZM128 25V26H127ZM69 27V30L70 31H72L73 33L72 34H70L71 32L68 30V27ZM76 26V27H75ZM78 26V27H77ZM79 26H81V27H79ZM114 26H118L117 28L116 27H114ZM132 26V27H131ZM177 26H179V28L177 27ZM43 27V26H42ZM42 27H41V30H43L42 29ZM71 27V28H70ZM83 27V28H84ZM120 27V28H119ZM128 27V28H127ZM263 27V26H262ZM80 28V29H79ZM115 28V29H114ZM133 28V29H132ZM140 28V29H141ZM7 29V28H6ZM5 29V30H6ZM72 29V30H71ZM74 29H76V31L74 30ZM114 30V31H111V30ZM121 29H123L122 31H121ZM188 29V30H187ZM8 30V29H7ZM6 30V31H7ZM74 30V31H73ZM78 30V31H77ZM82 30H84V29H82ZM89 30V29H88ZM92 30V29H91ZM8 31H10V30H8ZM8 31L6 32V33H8ZM63 31V32H64ZM79 31H81V32H79ZM108 31V32H107ZM77 32V33H76ZM5 33V32H4ZM10 33V32H9ZM109 33V34H108ZM112 33V34H111ZM188 33V34H187ZM11 34V33H10ZM67 34H70L71 36H69V35H67ZM107 34V35H106ZM157 34V35H156ZM187 34V35H186ZM63 35V34H62ZM110 35H111V37H110ZM125 35V36H124ZM43 36H45V34L43 35ZM64 36V35H63ZM69 36V37H68ZM80 36V37H79ZM83 36V37H82ZM91 38H89V37ZM106 36V38L104 39V37ZM107 36H109V38L107 37ZM124 36V37H123ZM161 36V38H159ZM0 37H1V35H0ZM77 37V38H76ZM89 39H88V38ZM208 36H206V38H207ZM32 40H31V39ZM79 38V39H78ZM85 38V39H84ZM84 41H83V40ZM3 40V39H2ZM5 40H6V37L4 38V41L3 42H5ZM6 40V41H7ZM65 40V39H64ZM70 40H71V38H70ZM0 41H1V38H0ZM16 41H17V43H16ZM91 41H93V40H91ZM102 41H103V43H102ZM106 41V44H104V42ZM2 42V43H3ZM102 44H101V43ZM24 43V44H23ZM76 43H78V42H76ZM100 43V44H99ZM256 43V42H255ZM7 44V46H8V43H6ZM11 44V43H10ZM26 44H28L29 45V47L26 45ZM92 44V43H91ZM101 45L100 47H96L97 45ZM18 45V46H17ZM20 45V46H19ZM25 45V46H24ZM98 45V46H99ZM103 45H105V46H103ZM256 45H257V43H256ZM258 45H259V42H258ZM22 46H23V48H22ZM27 46V47H26ZM40 47V49H38V47ZM54 46V47H55ZM236 46H238V45H236ZM25 47H26V49H27V54H25V52H26V49H25ZM63 47H64V50H63ZM89 49H88V48ZM102 47V48H101ZM106 47V48H105ZM108 47V48H107ZM264 47V46H263ZM263 47H262V49H263ZM18 48V49H17ZM30 48H32L31 49V51H30ZM36 48V49H35ZM68 48V49H67ZM70 48L73 50V51H71L70 50ZM75 48H76V50L78 49L79 50V52L78 51H76L75 50ZM101 48V49H100ZM103 48H105L106 50H104ZM12 49V48H11ZM67 49V50H66ZM93 49V50H92ZM106 51L107 53H105V55H107L108 54V56L106 57L105 55H104V51ZM257 49H255V50H257ZM25 50V51H24ZM62 50L63 51H67V53L68 54H66V52H64V54L67 56H61V55H64L63 54V52H62ZM93 52H92V51ZM95 50V51H94ZM185 50L188 52V54H186L185 53ZM17 51V52H16ZM39 51V52H42L43 51V54H42V56H44V58H45V56H47V58H50V60H47V61H49L48 62V64L50 63V65L52 64V62L51 61H53V66L51 65H49V68L48 67H45V66H48L47 64L45 65L44 64V62H41L40 61V59L39 58H42L41 56L39 57V55H38V57H36L37 56V54H39V52L37 53V52ZM82 51V52H81ZM31 54H30V53ZM71 52H72V55H70L71 54ZM75 52H77V53H75ZM244 52V51H243ZM247 52V51H246ZM245 52V53H246ZM255 52H256V54H255ZM1 53V52H0ZM17 53H19V55H17ZM21 53V54H20ZM36 53V54H35ZM74 53H75V55H74ZM80 53V54H79ZM84 53H86V55L84 54ZM101 53V54H100ZM6 54H11V51H7L6 52ZM12 54V55H13ZM82 54V55H81ZM103 54V55H102ZM1 55V54H0ZM77 55V56H76ZM83 55H85L84 57H83ZM102 55V56H101ZM245 54L243 53V56H244ZM15 56H13V57H15ZM72 56V57H71ZM96 56V58H97V56L98 57H101V58H97V62H103V60H104V62H106L107 64H105V66L107 67V69H105L106 67L105 66H103V67H105L104 68V71H102L101 69L103 68L102 67V65H101V63L98 65V64H96V63H94L95 61H96V59L94 58ZM236 56V57H235ZM1 57V56H0ZM9 57V56H8ZM12 57V56H11ZM28 57V58H27ZM31 57V58H30ZM34 57H36V59L34 58ZM59 57H61V58H59ZM75 57V58H74ZM80 57V58H79ZM103 57V58H102ZM191 57V58H190ZM212 57H218V59L216 60H214V58H213V60H212ZM245 57V56H244ZM34 58V59H33ZM69 58V59H68ZM92 58H93V60H95V61H93L92 60ZM132 59V64H131V62L129 63V59ZM185 59V60H181V59ZM246 58V57H245ZM25 59H27V60H25ZM46 59V58H45ZM45 59H43V61L45 60ZM64 59V60H63ZM65 59H66V61H65ZM179 59H180V61H181V63L183 62V61H185V62H183L182 64L185 66V67H183L182 65V67L185 69V68H189V69H193V71H194V74H196V73H198L199 74V76H200V78L198 77H194V78H196V79H194L193 81L192 80H190L191 82H190V84H187L186 86H185V88L183 87V86H180V83H181V79L179 80V76L181 77V75L180 74H182L183 75V73H181V68L182 67H180V68H178V65H179V63H180V61H179ZM61 60V61H60ZM239 60V59H238ZM241 60V59H240ZM254 60V62L253 63H256L255 65H253L252 64V62H251V64H248L250 61H253ZM258 60V61H257ZM1 61H3V62H1ZM21 61V62H20ZM24 61H25V63H24ZM36 61V62H35ZM40 61V62H39ZM46 61V60H45ZM47 61L45 62V63H47ZM83 61H85V62H83ZM189 61V62H188ZM256 61V62H255ZM242 62V61H241ZM263 62V65L261 66L262 68H263V70H259V68L260 67H258L259 66V64L260 63H262ZM3 63V64H2ZM37 63H39V64H37ZM54 63L56 64L55 65V67H54ZM59 63H61V65L59 64ZM189 63H191V67H189ZM259 63V64H258ZM10 64V65H11ZM16 64V65H15ZM58 64V65H57ZM103 65H104V63H102ZM186 64V65H185ZM233 64V66L231 67V65ZM245 64H246V66H245ZM257 64H258V66H257ZM5 67H4V66ZM15 65V66H14ZM36 65V66H35ZM45 65V66H44ZM100 65H101V67H100ZM193 65V66H192ZM236 65V66H235ZM3 66V67H2ZM14 66V67H13ZM21 66V67H20ZM23 66V67H22ZM25 66V67H24ZM44 66V67H43ZM235 66V67H234ZM244 66H245V68H244ZM256 66V67H255ZM6 67H8V68H6ZM13 67V68H12ZM28 69H27V68ZM31 67V68H30ZM51 67V68H50ZM59 67V68H58ZM64 67H65V69H64ZM193 67V68H192ZM253 67V73H254V69H255V71H260V72H256L257 73V75H256V77H255V84L253 83V86H249L247 83L249 82V81H247L248 79L246 78L247 77V75L249 74V77H250V72L252 73V70H250V72H248V70H249V68H252ZM255 67V68H254ZM258 67V68H257ZM4 68V69H3ZM36 68V69H35ZM47 68V69H46ZM177 68H178V70H177ZM182 68V69H183ZM246 68H248L247 70H246ZM257 68V69H256ZM27 69V70H26ZM46 69V70H45ZM53 69V70H52ZM82 69H83V71H82ZM87 70V73H85L86 72V70ZM132 69V70H131ZM133 69H135V71H137L138 69H140L139 71L141 72V70L143 71L144 70V72L145 73H142L143 75V77L142 78H145L144 80L147 82L148 81V83L149 84H147V86L148 85H152L151 87V89H149L148 90V88H146L148 91H152V92H154V90H153V85L154 86H156L157 87V89H159V92H158V90H156V88H155V90H156V92H154L155 93V95H153V98H151V100H149L148 99V97H142V96H140V95H138V96H136V94L135 95H133V94H129V92H130V90L133 88H131L130 89V87L129 88H127V87H125L126 88V91H128V89H130L129 90V92H128V94H127V92L125 93L123 90V93H122V91H121V93H118L119 92V90L118 89H124V86H119V81L121 80L120 78H123V77H125V78H130V79H132L131 81L129 80V83L131 82V83H134V85L136 84L137 85V82H136V80L135 79H133V78H135V76H133L132 75V71H133ZM233 70V72H232V70ZM3 70V71H2ZM23 73H21L20 71ZM47 70L49 71L50 70V72H48L47 73ZM55 70V71H54ZM60 70V71H59ZM65 70V71H64ZM107 72H106V71ZM129 70H131V72L129 71ZM180 70V72H178ZM245 70V71H244ZM4 71H6L5 73H4ZM26 71V72H25ZM32 71H33V73H32ZM74 71V72H73ZM79 71V72H78ZM91 71V72H90ZM135 71H134V74H135ZM186 71V70H185ZM185 71H184V73H185ZM188 71V70H187ZM13 72V73H12ZM30 72V73H29ZM60 72V73H59ZM93 72V73H92ZM109 72V73H108ZM130 72V73H129ZM138 72V71H137ZM137 72H136V74H137ZM183 72V71H182ZM245 72H246V77H245V79H247L246 80V84H245V79L244 80H241V82L244 84V85H242V86H240V88L242 89V87H243V89L241 90H239L238 89V91H241V93L240 92H238V94H237V101H236V99L234 100H232L231 99V101L233 102V103H231V101H230V103L231 104H233V106H236L234 109H231V108H229V109H231V110H235L233 113L231 112V110H229L231 113H232V115H231V113H230V115H231V117H227L229 114V111H228V113L227 112H225L224 111V113H227L226 115V117L222 114L221 116H224V118H222V117H217L216 116V114H215V116H214V114L213 115H211V113H212V111H211V107L210 106H212V105H214L215 103L217 104H220L221 103V100H222V103H223V100H224V102L226 101L224 98L222 99L221 97V95H223L224 96V92H222L223 91V89L225 88L226 89V87H225V83H226V80H229L230 78L231 79H235L236 81H238V80H240L241 78H242V74L244 75L245 74ZM247 72H248V74H247ZM7 73V75H5L4 76V74H6ZM18 73H20V76H19V74ZM40 73V74H39ZM72 73H74V74H72ZM84 74V75H81V74ZM94 73H96L98 76H100L99 78H97V79H100V81H97V79H95V76H97L96 74L94 75ZM101 73L102 74H105V75H101ZM108 73V74H107ZM126 73H128V74H126ZM206 73H208V74H210L209 76H211L212 77V79L214 78V79H216L215 81H216V83H217V86L215 87L214 85L215 84H212L213 85V89H211V87H208V89L210 88L211 90H213V91H208V89L206 88V86H207V84L209 83L208 81H212V80H208V81H206L207 83H205L206 85H205V88H204V86H203V84H201V83H204L203 82V80L204 79H202V82H201V78H205L204 76H206ZM3 74V75H2ZM8 74H9V76H10V78L8 77ZM18 74V76H16ZM21 74H22V77H21ZM25 74H27V75H25ZM37 74H39V75H37ZM129 74H131V76H132V78L130 77V75ZM179 74V75H178ZM193 74V75H194ZM205 74V75H204ZM13 75H14V78H13ZM32 75H34V76H32ZM36 75V76H35ZM77 75V76H76ZM80 77H79V76ZM86 75V76H85ZM90 75H94L93 77L92 76H90ZM124 75V76H123ZM204 75V76H203ZM42 76V77H43ZM55 76V75H54ZM54 76L52 77L53 79H54ZM75 76V77H74ZM82 76V77H81ZM83 76H85V77H83ZM87 76H88V78H87ZM101 76H102V78H101ZM112 78H111V77ZM185 75H183L182 77H184ZM208 76V77H209ZM6 77H8L9 78V83H6ZM20 77V78H19ZM56 77V78H57ZM110 77V78H109ZM241 77V78H240ZM2 78V79H1ZM4 78H6V79H4ZM35 78V79H36ZM39 78H41V77H39ZM46 78V77H45ZM105 79V81H104V79ZM240 78V79H239ZM11 79V80H12ZM24 79H22V81L24 80ZM33 79V78H32ZM47 79V78H46ZM63 79V78H62ZM84 79H86V81H84ZM91 79V80H90ZM108 79H110L109 80V84H108V86H110V84H111V87H109L108 89H107V87H106V81H108ZM124 79V78H123ZM183 79V78H182ZM207 79H211V78H207ZM213 79V80H214ZM230 79V80H231ZM15 79L14 80H12L13 82H15L16 81ZM49 80V79H48ZM112 80V81H111ZM125 80V79H124ZM133 80H134V82H133ZM184 80H186V79H184ZM229 80V81H230ZM1 81H3L4 82V84L5 85H2L3 83L1 82ZM21 81V82H22ZM26 81V80H25ZM31 81H35V80H31ZM30 80H29V82H31ZM37 81V80H36ZM35 81V82H36ZM61 81V80H60ZM64 81V80H63ZM79 81V82H78ZM113 82V83H111V82ZM179 81H180V83H179ZM215 81H214V83H215ZM233 81V80H232ZM232 81L230 82V83H232ZM17 82V81H16ZM19 82H20V80H19ZM28 82V81H27ZM35 82H32V83H35ZM67 82V81H66ZM101 82V83H100ZM121 83H124V82H122V81H120ZM126 82H127V80H126ZM124 83L125 84V86H128L129 84H127V83ZM146 82H143V83H146ZM213 82V81H212ZM211 82V83H212ZM228 82V81H227ZM235 82V81H234ZM240 82V83H241ZM2 83V84H1ZM22 83H24L25 84V82H22ZM22 83H20V85H18V86H20V88L22 87L21 86V84ZM62 83H65V82H62ZM73 83V82H72ZM77 83V84H76ZM79 83V84H78ZM105 83V84H104ZM120 83V84H121ZM230 83H229V85H230ZM241 83V84H242ZM31 84V83H30ZM98 84V85H97ZM101 84V85H100ZM105 86H104V85ZM124 84H122V85H124ZM235 85H236V82L234 83ZM238 85H241V84H239V83H237ZM15 85V83L13 84V86ZM23 85V84H22ZM81 85V86H80ZM96 85V86H95ZM133 85V84H132ZM133 85V86H134ZM136 85L134 86V87H136ZM139 85V84H138ZM137 85V87H140V86H138ZM142 85V84H141ZM145 85V84H144ZM200 85H202V88H200L199 86ZM209 85V84H208ZM232 85V84H231ZM230 85V86H231ZM237 85V86H238ZM16 86V85H15ZM17 86V87H18ZM98 86V87H97ZM102 86H104V87H106V89L104 90L103 88H102ZM143 86V85H142ZM146 86V87H147ZM226 86H228V84L226 85ZM245 86H246V88H245ZM247 86H249L250 87V90L248 91L249 92V96H251L252 95V97L250 98V97H247L246 96V93H242V92H244L245 91V89L247 90ZM75 87V88H74ZM95 87H97V88H95ZM143 87H145V86H143ZM150 87V86H149ZM249 87H248V89H249ZM9 88H10V90H9ZM7 90L10 92L11 90V93H13L14 92V89H12V86L11 87H9ZM23 88H24V86H23ZM83 88V89H82ZM100 88V89H99ZM118 88V89H117ZM200 88V89H199ZM204 88V89H203ZM229 88V87H228ZM228 88H227V90H228ZM238 88H239V86H238ZM245 88V89H244ZM2 89L0 90V91H2ZM62 89V88H61ZM59 90L60 92H62V90ZM64 89H65V87H64ZM64 89H63V92H64ZM74 89H75V91H74ZM135 89V88H134ZM139 89V88H138ZM202 89V90H201ZM207 89V90H206ZM216 89V90H215ZM16 90V89H15ZM133 90V89H132ZM136 90H137V88H136ZM204 90V91H203ZM209 93H206V91ZM118 91V92H117ZM135 91V90H134ZM220 91L222 92L221 94H220V98H221V100L220 101H216L217 99L219 100L220 98H218L219 97V94L217 95V97H216V99H215V97L214 98H212L213 96H214V94L216 93V92H219L220 93ZM229 91V90H228ZM228 91H226V92H228ZM5 92V91H4ZM7 93V94H2L1 95V93H0V107H1V110H0V112H1V114H0V131L1 130H3L2 132L4 133V130H6L5 131V133L8 131V133L10 132V133H12L13 132V128L16 126L17 127V125H18V123L20 124V120H18V118L20 117V116H18V118H17V120H15L14 119V121H13V118L12 117H15L12 113H9L8 111H9V106H11V108L12 107H19L20 108V106L22 107V105L20 104L19 105V102H17V97H16V95L15 96H12V99H9V98H11V96H10V93ZM16 92V91H15ZM14 92V93H15ZM72 92V93H73ZM85 92V93H84ZM87 92V93H86ZM158 92V93H157ZM210 92H211V94H210ZM215 92V93H214ZM225 92V93H226ZM246 92V91H245ZM251 92V93H250ZM13 93V94H14ZM31 93V92H30ZM29 93V94H30ZM69 94L70 95V93H68V92H66L65 91V94ZM71 93V94H72ZM125 93V94H124ZM240 93V94H239ZM9 94V98L6 96V95H8ZM16 94V93H15ZM24 94V93H23ZM23 94H22V97H24L23 96ZM59 94V96H64V93H58L57 92V95ZM60 94H62V95H60ZM66 94V95H67ZM117 94H119L118 96H120V97H117ZM124 94V96L123 97H125V98H123L121 95H123ZM227 94V93H226ZM245 94V95H244ZM90 95V96H89ZM93 95V96H92ZM129 95H132V96H129ZM239 95V96H238ZM4 96V97H3ZM28 96V95H27ZM63 96H62V98H63ZM92 96V97H91ZM128 96V97H127ZM135 96V97H134ZM155 96V97H154ZM226 96H228V95H225V98H226ZM246 96V97H245ZM8 98V99H6L5 100V98ZM14 97L16 98V99H14ZM29 97H31V96H28V98ZM64 97H67V96H64ZM88 97V98H87ZM95 97V98H94ZM121 98V99H120ZM134 98H138V99H135L134 100ZM166 98V99H165ZM4 101H3V100ZM24 99V98H23ZM30 99V98H29ZM65 99V98H64ZM122 101V99H123V103L122 102H120V100ZM133 99V101H134V103L132 104L131 102V100ZM165 99V100H164ZM213 99H215V100H213ZM227 100H229L228 98H226ZM249 99H251V100H249ZM9 100V102L8 103H10L11 102V105L9 104H7L6 106L4 105L5 103V101L7 102ZM10 100H13V101H10ZM15 100V101H14ZM19 100V99H18ZM63 100V99H62ZM116 100H119V101H116ZM143 100V101H142ZM148 100V101H147ZM245 100H248V102L247 103H249V101L252 103V105H254V106H252L251 107V103H249V105L247 106L246 105V101ZM3 101V102H2ZM23 101V100H22ZM59 101V100H58ZM131 101V102H130ZM139 101H141V102H143L142 104H141V102H140V104L138 103ZM215 101V103L214 104H209L210 102L211 103H213V102ZM12 102H14V104H12ZM15 102H17V103H15ZM62 102H65V101H62ZM118 102H120V103H118ZM129 102L131 103L130 105H125V103L127 104H129ZM220 102V103H219ZM227 102V101H226ZM20 103H21V99H20ZM61 102H59V104H60ZM116 105H115V104ZM17 104H18V106H17ZM56 104H58V103H56ZM56 104H52V105H56ZM118 104H120L121 105V109H120V112H118L119 111V108H120V105L117 107V105ZM124 104V105H123ZM137 104V105H136ZM146 104V103H145ZM218 104H217V106H218ZM15 105V106H14ZM52 105H50V106H52ZM114 105H115V107H114ZM132 105H134V106H132ZM136 105V106H135ZM206 105H207V108L208 107H210L211 109H209V111L210 112H206L207 111V108H206ZM111 106H113V107H110ZM122 106H123V108H122ZM129 106V107H128ZM132 106V109H130V107ZM216 106V105H215ZM217 106L216 107H214V108H216V110H219V109H217ZM6 107V108H5ZM53 107V106H52ZM107 107V108H106ZM254 107V108H253ZM3 108H5V111H4V109ZM10 108V109H11ZM14 108V109H15ZM16 108V109H17ZM18 108V109H19ZM114 108V109H113ZM115 108H117L116 110H115ZM3 109V110H2ZM13 109V110H14ZM53 109H55L54 107H53ZM107 109V110H106ZM108 109H111V110H108ZM123 109V110H122ZM130 109V110H129ZM6 110H7V112H6ZM21 110V109H20ZM56 110V109H55ZM212 110H215V109H212ZM14 111H16V110H14ZM18 111V110H17ZM16 111V112H17ZM107 111V112H106ZM108 111H110V112H108ZM116 111V112H115ZM221 111V110H220ZM240 111V112H239ZM111 112H113L112 114H111ZM127 112V113H126ZM214 112V111H213ZM223 112V111H222ZM22 113V112H21ZM20 112H19V115L21 114ZM109 113V114H108ZM122 113V114H123ZM3 114H5V115H3ZM9 115V116H8ZM4 116H7V117H10V118H12V119H10V121L12 120L14 123H12L11 124V122L10 123H8L9 122V120H6V119H8V118H4ZM12 116V117H11ZM16 116H17V114H16ZM3 119V121L4 122H6L5 124L4 123H2V119ZM6 121H5V120ZM21 119V118H20ZM82 119V118H81ZM22 120V119H21ZM68 123H67V122ZM65 121V124H63L64 123V120L62 121V127H63V129H65V127L67 128V130L68 129H70V128H72V126H73V124L75 123V120H73L72 121V119H69V120H66ZM17 124H16V123ZM2 124H4L3 126H2ZM16 124V125H15ZM69 124V125H68ZM12 125V126H11ZM65 125V126H64ZM68 125V126H67ZM11 126V127H10ZM3 127L5 128V129H3ZM15 127V128H16ZM2 128V129H1ZM15 128H14V130H15ZM178 128H180V129H178ZM256 129V131H255V134H258L259 133V131H258V128H255ZM2 132L0 133V134H2ZM26 132V133H25ZM29 131H28V129L25 131L24 130V134H27ZM168 132V133H167ZM257 132V133H256ZM166 133L168 134V135H166ZM29 134V133H28ZM27 134V135H28ZM186 135V136H185ZM169 136V138H171V139H169V141H167V138L166 137H168ZM183 136V137H182ZM119 137V136H118ZM165 139H164V138ZM182 137V138H181ZM187 137V138H186ZM44 138V137H43ZM228 138H232V139H230V143H229V141H228ZM118 142H117V141ZM231 140H233V141H231ZM0 141H2L1 140V135H0ZM116 141V142H115ZM173 143H171V142ZM115 142V144L116 145H113V143ZM1 144V143H0ZM2 144H3V141H2ZM0 145V147H3L4 145ZM71 146H73V143L71 144ZM195 147V148H194ZM197 150V149H196ZM199 150V151H200ZM199 153H198V155H199ZM224 154V155H223ZM77 155V153L76 152H74V157ZM101 155V156H102ZM191 155V156H190ZM201 155V154H200ZM202 155V156H203ZM100 156V157H101ZM193 156V157H192ZM195 156V157H194ZM226 156V157H225ZM199 157H201V156H199ZM122 158V159H121ZM196 158V159H195ZM217 158V159H216ZM221 158H220V160H221ZM48 159V158H47ZM45 159V161H50V159ZM118 159V160H117ZM200 159V158H199ZM106 160H108L107 162L108 163H111V164H107V162H106ZM191 160V162H189V161ZM195 160V161H194ZM198 160V161H197ZM203 160V158L201 159V161ZM111 161V162H110ZM194 161V162H193ZM227 161V162H226ZM114 162V163H113ZM132 162V163H131ZM135 162V164H133ZM200 162V161H199ZM203 162V161H202ZM202 162H200L201 164H203ZM207 162V163H208ZM128 163V164H127ZM131 163V164H130ZM205 163V162H204ZM233 163V164H232ZM238 163V164H237ZM116 164V165H115ZM119 164V163H118ZM195 164V163H194ZM209 164V163H208ZM210 164H211V162H210ZM110 165V166H109ZM112 165V166H111ZM187 165V166H186ZM189 165V166H188ZM192 165H193V167H192ZM206 165V164H205ZM103 166H102V168H103ZM126 166V167H125ZM184 168H183V167ZM202 166H204V165H201V167ZM213 165L211 164V167H210V169L212 168H216L215 167V165L212 167ZM86 167V168H87ZM105 167V168H106ZM115 167V168H116ZM196 167V168H197ZM207 167V165L204 167V168H206ZM209 167V166H208ZM99 168V167H98ZM101 168V167H100ZM101 168V170H103ZM105 168H104V170H105ZM181 168V169H180ZM91 169H93V171L91 170ZM211 169V170H212ZM101 170H100V172H101ZM103 170V171H104ZM111 170H113V169H110V171ZM115 170V169H114ZM117 170H118V168H117ZM120 170H121V167H120ZM124 170V169H123ZM126 170H129V169H126ZM189 170V169H188ZM200 170H204V169H200L199 168V171ZM119 171V170H118ZM151 171H154V173H152ZM205 171V170H204ZM203 171V172H204ZM114 172V173H113ZM112 173L115 175L116 173L115 172H117V171H113ZM155 172H156V174H155ZM159 172V173H158ZM175 172V173H174ZM263 172V171H262ZM262 172H260V173H262ZM158 173V174H157ZM199 173V172H198ZM205 173V172H204ZM246 173V174H245ZM112 174V175H113ZM155 174V175H154ZM164 174V175H163ZM91 175H93L92 176V178H91ZM157 175H159L158 177H157ZM200 175H204V174H200ZM263 175V174H262ZM164 176V177H163ZM174 176H175V179H174ZM177 176V177H176ZM264 176V175H263ZM135 180H134V179ZM153 178V180L155 179V181H153V180H151ZM59 178H55V179H51L50 181H48V182H46V183H44L43 185H41V186H32V187H29V190H30V188L32 189L33 188V190H30V191H32V192H30L31 194H29V195H31V197H33L32 199H31V197L29 196V195H27V193L24 191V192H21L20 193V189H16V191H19V194H17L16 192H15V190H10V193L11 192H14L15 193V195L16 196H18V197H15V195H14V193L12 194V196L14 195V197H11V194L9 193V195H7L6 197H8L9 196V199L7 200L6 199V201L4 200V198H1V200H0V203L1 202H9V203H7L8 205H6V206H3L2 208L4 209V211H5V213L6 214H4V213H1L0 214V217H1V220L3 221H1L0 220V238H1V241H0V249H2V247H3V249L2 250H4L5 251V249H6V251H5V255H4V252L2 251V250H0V264H12L13 263V260H15L14 261V263L13 264H27L28 262H30V261H32V259L33 260H35V261H32V262H30V263H35V264H37V263H41V264H61V263H63L64 261H65V259H62V256H63V258L65 257V255H66V258L67 259H69V257H71V258H73L72 256H74L75 257V254H77L78 252H77V250L75 251L74 250V248H76V249H78L79 250V252H80V247L83 249V248H85V251H86V248H88V250H89V245L91 246L92 245V240H90V238H91V236L89 235H86V237H85V233H83L82 232V226L84 227L85 225H82L81 223H78L77 221H78V219H79V217H80V219H79V222H82V221H80L81 220V216H82V211L80 212L79 211V207H78V205H80V203L78 202V197L80 198V196L81 195H83V193L85 194V192H87V193H92L91 192V190L92 189H94L93 187H91V189L90 188H88V189H84L83 191L84 192H82V194H78V195H80V196H73V197H71V199L70 198H64V194H62L63 192H58L57 194H55V193H53V192H51V182H53V181H56V180H58ZM112 179V178H111ZM231 179V180H230ZM232 179H233V181L234 182H232ZM114 180V179H113ZM132 180V181H131ZM150 180H151V182H150ZM172 180H173V183H172ZM255 180V179H254ZM131 181V182H130ZM135 181V182H134ZM142 181H144V182H142ZM150 182V184L149 185H147V182ZM153 181V182H152ZM171 181V182H170ZM212 181H214V180H212ZM211 181V183H213ZM148 182V183H149ZM126 183V182H125ZM191 183V189H190V193L193 195L192 196V198L193 199H191L192 200V202L194 201V207L195 206H197V203H196V199H197V196L198 195H200V194H205L206 193V190H207V186H208V181L205 179V177L204 178H202V177H194L193 178V181L192 182H190ZM208 183V184H207ZM214 184V183H213ZM126 185V184H125ZM128 185V186H129ZM145 185V186H144ZM147 185V186H146ZM231 185V186H230ZM87 186H86V188H87ZM90 186H91V184H90ZM89 186V187H90ZM107 186V187H106ZM152 186H153V189H152ZM27 187V186H26ZM26 187H24V189L26 188ZM237 187V188H236ZM244 187V188H243ZM111 188V189H110ZM132 188V189H133ZM150 188V189H149ZM172 188V187H171ZM247 188H246V190L245 191H247ZM27 189V188H26ZM90 189V190H89ZM126 189V188H125ZM130 189V188H129ZM148 189V190H147ZM235 189H234V192H236L235 191ZM128 190V189H127ZM126 190V191H127ZM21 191H22V189H21ZM47 191H49V192H47ZM88 191H90V192H88ZM93 191V190H92ZM40 192V193H39ZM43 192V193H42ZM142 192V193H143ZM237 192H238V190H237ZM240 192L239 193H234V195L236 194V196L238 197V195H239V197L241 196L240 195ZM29 193V192H28ZM52 193V194H51ZM21 194V195H20ZM38 197V200H39V204H38V200H36V197ZM144 195V196H145ZM233 195V194H232ZM0 196H2L1 194H0ZM201 196V195H200ZM204 196V195H203ZM236 196H234L236 199H238ZM5 197V198H6ZM41 197V198H40ZM47 198V199H45L44 200V198ZM82 197V196H81ZM204 197H206V195L204 196ZM30 198V199H29ZM55 199V200H51V199ZM73 198V199H72ZM84 198V197H83ZM83 198H81V199H83ZM29 199V200H28ZM57 199H58V201H57ZM78 199V200H77ZM80 199V200H81ZM242 199V198H241ZM10 200V201H9ZM26 200V201H25ZM31 200H32V203H31ZM40 200H42L41 202H43V201H45V202H47V204L48 203H50V206L49 207H51L52 206V202H53V206H52V212H53V214H54V216L56 217V218H59V220L61 219L60 218V216H62L64 213H65V217L67 216V214H66V211L68 210H70L71 211V214L72 213H74L73 215H74V217H72L73 215H71L70 214V212H68V214H69V218H67V220L68 219H70L71 220V217L73 218V220L74 219H76L77 221V223L76 222H74L73 220H71L72 222H74V223H71V221L69 222V221H67L66 220V223H65V226L62 224V226L60 227H58L57 229L60 231V233H59V231L56 229V227L57 226H55V224H54V221H56L55 219H54V217H53V224H54V227L55 228H51V226H52V224H50L49 225V227L47 226V228H48V230H41V231H43V232H45V233H49V235H50V232H52V229H55L54 231L55 232H53L52 234H54L55 235V237H53L52 236V238L54 239L53 241H54V244H55V247H56V250H55V252L53 253V255L52 254H50V252H49V254L51 255V259L49 258V256L50 255H48V256H45L46 255V252L44 253V251H45V249H44V247L46 246V244L44 243V246L42 245V243L40 244L39 242H37L35 239L36 238H34L35 236L37 237V235H34V237L32 236V230H33V228L31 227H29V226H27L29 223L25 220L28 216H26L25 217V213H23V212H21V210L23 209V207H26L25 209H27L28 207L30 208V209H32V213L33 212H35L34 210L37 208V206H39V205H41L42 203L40 202ZM47 200V201H46ZM77 200V201H76ZM79 200V201H80ZM191 200H190V202H191ZM28 201V205H31V206H28L27 204H26V202ZM34 201V202H33ZM36 201V202H35ZM54 201H55V203H54ZM57 201V202H56ZM237 201V200H236ZM11 202V203H10ZM14 202V203H13ZM44 202V203H45ZM78 203L77 205L75 204V203ZM191 202V203H192ZM35 203H36V205H35ZM41 203V204H40ZM58 203V204H57ZM71 204V206H70V204ZM2 204V203H1ZM0 204V205H1ZM4 204V203H3ZM13 204V205H12ZM19 204V205H18ZM25 204V205H24ZM33 204V205H32ZM18 205V206H17ZM22 205H23V207H22ZM28 207H27V206ZM36 206V208H35V206ZM45 205H46V203H45ZM49 205V204H48ZM48 205H46V206H48ZM10 206H12L11 208H10ZM17 206V207H16ZM21 206V207H20ZM46 206H45V208H46ZM66 208H65V207ZM67 206H68V208H67ZM75 206V207H74ZM78 207V209H77V207ZM201 206H202V204H199L198 205V207H200V209H201ZM7 207H9V208H7ZM49 207H47V210L49 209ZM70 207V208H69ZM72 207V208H71ZM81 207V206H80ZM14 208H18V209H15L14 210ZM28 208V209H29ZM34 208V209H33ZM40 208H42V209H40ZM40 208H37L38 210L40 209V210H44L43 209V204H42V207H40ZM76 208V209H75ZM0 209H1V206H0ZM28 209H27V211H28ZM36 209V210H37ZM56 209V210H55ZM73 209H75V211L73 210ZM24 210V209H23ZM22 210V211H23ZM82 210V209H81ZM1 211H3V210H1ZM3 211V212H4ZM12 211H14V212H12ZM25 211V210H24ZM27 211H25V212H27ZM42 211H41V213H42ZM46 210H44L43 211V213L45 212ZM49 211H50V209H49ZM65 211V212H64ZM9 212V213H8ZM17 214H16V213ZM18 212H19V214H18ZM37 212V211H36ZM35 212V213H36ZM62 212H64L63 214H62ZM77 212V213H76ZM79 212H80V214H79ZM13 213V214H12ZM35 213H33L34 215H35ZM40 212H38V213H36V214H38V216L39 215H41V213L39 214ZM46 213H48V211L46 212ZM61 213V214H60ZM28 214H29V211H28ZM27 213H26V215H28ZM7 215H8V217H7ZM43 215V214H42ZM49 215V214H48ZM50 215H51V213H50ZM37 215H35V217H38ZM79 216V217H78ZM23 217H25V218H23ZM30 217L32 218V216L30 215ZM40 217H42V216H39L38 218H40ZM78 217V218H77ZM47 218H49L48 220H50L51 219V217L50 216H48ZM62 218L63 219H66V218H64L63 216H62ZM83 218V217H82ZM34 219V218H33ZM37 218H35V220H36ZM62 219V220H63ZM42 220V219H41ZM58 220V219H57ZM58 220V221H59ZM24 221H26V222H24ZM37 221V223H36V225L35 226H37L38 224H39V221H38V219L36 220ZM44 220H42V222H43ZM51 221H52V219H51ZM57 221V222H58ZM69 222V223H68ZM31 223H32V221H31ZM30 223V224H31ZM34 223V222H33ZM59 223L61 224V223H63L62 221L60 222L59 221ZM59 223H58V225H59ZM196 224H194L193 225V228H192V230H191V232H188V234L186 233V236L187 235H190L189 237H192V235H194L193 236V238H195L194 239V241L196 242H191V241H189L188 240V242H187V247L188 248H190V249H192V251L190 252V255H189V252H184V256H187L188 257V255H189V257L190 258H193L194 257V253L193 252H195L196 253V256H198V253L197 252H199L200 250H201V247H200V250H199V246L198 245H200V243L202 242L201 240L202 239H204V235L202 234V231H203V227H201V228H199L197 231L195 230V231H193V229L194 228H196L198 225H197V222H195ZM27 224V225H26ZM35 224V223H34ZM42 224V223H41ZM74 224V225H73ZM42 225H44V224H42ZM82 225V226H81ZM33 226V225H32ZM40 226V228H38ZM38 227H35L36 229H34L33 230V232L35 233V234H38V237L40 236L39 234H41L42 236H40L41 238L42 237H46V236H48L47 234L45 235V234H42L41 233V231H40V229H41V225H39ZM64 226V227H63ZM70 226H72V227H70ZM53 227V226H52ZM63 227V228H62ZM70 227V228H69ZM43 228H44V226H43ZM42 228V229H43ZM72 228V229H71ZM32 229V230H31ZM38 229H39V231H38ZM83 229H85V228H83ZM29 230V231H28ZM51 230V231H50ZM62 230V231H61ZM31 231V232H30ZM35 231H38L39 233H36ZM57 231V232H56ZM84 231V230H83ZM85 231H87L86 233H88V230H87V227H86V229H85ZM84 231V232H85ZM90 231V230H89ZM30 232V233H29ZM91 233L90 234H92V231H90ZM195 232V233H194ZM197 232V233H196ZM77 233V234H76ZM79 233H80V235H79ZM190 233V234H189ZM56 234H57V236H56ZM59 234V235H58ZM45 235V236H44ZM84 235V236H83ZM201 235H203V237L201 236ZM59 236V237H58ZM78 237V239L79 240H77V238L76 237ZM80 236V237H79ZM83 238H82V237ZM196 236V237H195ZM32 237H33V239H32ZM50 237H51V235H50ZM57 237H58V239H57ZM200 237H202V238H200ZM56 238V239H55ZM85 238V239H84ZM39 239V241H42L40 238H38ZM37 239V240H38ZM88 239H89V245H88V243H87V241H88ZM92 239V238H91ZM201 239V240H200ZM2 240H3V243H2ZM30 240H33L32 242L30 241ZM35 240V241H34ZM46 240H47V237H46ZM50 240V239H49ZM49 240H47V241H49ZM73 240V241H72ZM82 240V241H81ZM200 240V241H199ZM43 241H44V239H43ZM51 241V240H50ZM50 241H49V243H50ZM77 241H81L80 242V245H79V242H77ZM87 243H85V242ZM45 242V241H44ZM56 242V243H55ZM69 242H70V244H69ZM190 242V243H189ZM36 243V244H35ZM51 243H53L52 241H51ZM75 243V245H76V243L78 244L77 246H73V244ZM6 245V248H5V245ZM53 244V245H54ZM57 244V245H56ZM39 245V246H38ZM40 245H42V246H40ZM47 245L49 246V244L47 243ZM72 245V246H71ZM85 245H88V247H86ZM36 246V247H35ZM58 246H60V247H58ZM80 246V247H79ZM85 246V247H84ZM93 246V245H92ZM40 247H41V249H44L43 250V252L42 253H44L45 255H42L41 256V254L40 255H38L37 254V256H36V253L38 252V250H40ZM43 247V248H42ZM47 247V246H46ZM74 247V248H73ZM79 247V248H78ZM7 248H8V250H7ZM29 248V249H28ZM32 248V249H31ZM57 248L60 250H57ZM70 249V250H69ZM91 250H92V247L90 248ZM28 250H30V251H28ZM8 251H10V252H8ZM32 251H34V252H32ZM41 251V250H40ZM83 251H84V249H83ZM85 251H84V253H83V255L85 254ZM76 252V253H75ZM9 253V254H8ZM17 253V254H16ZM19 253V254H18ZM29 253H31L32 255H33V253H34V255H35V258H34V255L32 256L31 255V258H30V254ZM39 253V252H38ZM69 253V254H68ZM72 253V255H70ZM16 254V255H15ZM48 254V253H47ZM80 254H82V251H81V253H78L76 256H79V258L78 257H76V259H81L80 257L82 256V255H80ZM187 254V255H186ZM192 254H193V256H192ZM8 255H9V258H8ZM14 255V256H13ZM17 255H19V256H17ZM11 256V257H10ZM19 257V258H17V257ZM25 256V257H24ZM54 258H53V257ZM68 256V257H67ZM195 256V257H196ZM15 257V258H14ZM27 257V261L26 260H24L25 258ZM37 257V258H36ZM59 257V258H58ZM9 259V261H7V259ZM17 258V259H16ZM24 260H22V259ZM29 258L31 259V260H29ZM46 258V259H45ZM56 258H58V259H56ZM4 259H6V260H4ZM13 259V260H12ZM18 259H20V261H18ZM37 259H44V262H42V260H37ZM50 261H49V260ZM55 259V262L53 261V260ZM66 259V260H67ZM11 260V261H10ZM18 262H17V261ZM29 260V261H28ZM47 260H48V262H47ZM62 260H63V262H62ZM5 261V262H4ZM37 261V262H36ZM57 261V262H56ZM187 261V260H186ZM22 262V263H21ZM50 262H52V263H50ZM30 263H28V264H30ZM33 263V264H34Z\"/></svg>",
	"mask_w": 264,
	"mask_h": 264
}]
</instances>
